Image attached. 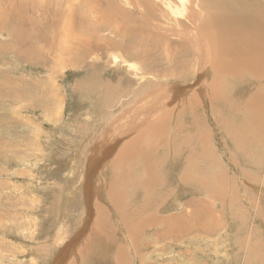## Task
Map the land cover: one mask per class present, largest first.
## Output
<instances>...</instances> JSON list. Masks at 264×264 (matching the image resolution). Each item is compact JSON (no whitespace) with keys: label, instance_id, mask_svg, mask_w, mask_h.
<instances>
[{"label":"rangeland","instance_id":"rangeland-1","mask_svg":"<svg viewBox=\"0 0 264 264\" xmlns=\"http://www.w3.org/2000/svg\"><path fill=\"white\" fill-rule=\"evenodd\" d=\"M11 1L5 0L0 7ZM152 2L158 10L156 18L148 22V35L140 39V32L123 36L124 50L133 42L131 47L144 46L148 49L144 55L153 56L145 76L140 63L123 61L128 59L126 53L104 43L115 44L117 35L105 20L92 15L88 21L98 25L99 37L85 45L82 40L89 41L90 34L76 33L79 40L67 45L69 59L62 52L64 17L56 7L48 9L53 23L40 21L31 27L34 22H26L17 27L4 21L9 27L0 22V44L10 45L0 50V264H264V123L253 125L260 132L257 137H249V125H242L240 138L235 128L244 111L239 106L225 103L219 107L224 111L213 117L206 86L212 73L208 69L210 46L197 25L201 14L197 7L185 10L176 0ZM167 2L175 9L169 11L164 5ZM221 4H207L204 13L209 16L207 7ZM159 11L166 16L159 17ZM40 18V14L33 15L36 21ZM22 28H30L29 42L43 56L42 50L49 47L43 63L29 58L28 45L17 42ZM167 28L173 34L172 46L181 41L194 56L192 64L193 58L185 53L191 62L185 77L180 72L172 75L164 58L156 55L161 49L151 37L160 35L153 32ZM42 32L49 43L44 42ZM39 33L43 40L37 42ZM74 56L79 58L72 60ZM93 63L99 65L97 71L92 70ZM109 85L114 88L108 89ZM242 87L238 93L231 91V97L238 100L242 94L246 99L254 88ZM150 94L152 98L147 97ZM259 103L261 99L258 107L264 109ZM175 112L179 113L177 120ZM164 113L171 122L160 134L166 135L169 145L158 148L152 146L156 142L151 137L138 136L153 123H161ZM128 126L135 131L128 133ZM131 140L140 162L147 159L150 145L155 153L152 166L159 165L153 172L160 186L145 199L151 200L149 204L136 208L143 199L127 178L123 212L129 213L123 215L108 194H114L112 163L123 157L122 149ZM99 145L110 148L107 159H98ZM93 159L99 162L97 170L92 167L87 176L84 171L79 176V165ZM147 160L152 162L149 155ZM129 169L127 177H132L138 167ZM192 170L207 180V186L182 179L186 172L194 176ZM76 178L85 185L82 198L75 196L80 185ZM145 212L157 213L162 219L157 221L159 225L146 224L142 219ZM121 216L128 217L129 223ZM171 216L182 218L173 224L174 231L165 220ZM99 217L104 219L101 227L96 225ZM138 222L143 224L139 235H130ZM100 228L102 237L96 233Z\"/></svg>","mask_w":264,"mask_h":264},{"label":"bare ground","instance_id":"bare-ground-1","mask_svg":"<svg viewBox=\"0 0 264 264\" xmlns=\"http://www.w3.org/2000/svg\"><path fill=\"white\" fill-rule=\"evenodd\" d=\"M4 1L5 0H0V6L3 5ZM119 1L122 3V6H120ZM176 2L181 7H184V9L185 8L187 9V7L189 6L192 10H194L197 7L198 12L202 16V18L199 20L200 22L197 25L202 29L203 33L205 34L203 39L205 40L206 43H208V44L206 43L205 44L210 46V53L208 57L211 58L210 59L211 61H210V66L208 67V69L212 70V73H211L210 83H207L206 86L210 88V91H209L210 96L208 98V104L211 109V113L213 117L214 115L216 116L218 113L221 114L224 111V109H220L219 107L220 106L222 107L225 103L228 106L230 105L239 106L240 112L244 111L243 112L244 114L242 118L238 121V126L235 128V132L240 134V138H241L242 125H245V126L249 125V137L260 136L259 130H257L254 126L259 127L262 123H264V121H262V115L264 114V109H261L262 107L261 108L258 107L259 106L258 101L260 99H261V104L260 103L259 104L260 106L264 107V98H263L264 94L262 93V90H264L263 89V86H264V0H176ZM215 3H222V4L218 7H207V9H211L208 12L209 16H207L204 13L207 4H215ZM164 5L169 11H172L175 9V7L172 6L171 3L169 2L165 3ZM128 6H129V10L126 9V7ZM43 7H44V10H42ZM55 7L58 9L57 12L62 14V16L64 17L63 23H64L65 29L63 30L64 31L63 33L65 36H64L63 42L65 43L63 44L62 52L63 54H65V57L68 56V58L66 59H69V55L66 53L67 45L71 44V41L74 42V40H79L77 38L76 33H78L81 36H83V34H90L89 41L84 40V39L82 40L85 45H88L89 43L92 44L91 42H94L95 39L99 37L98 36V25L96 23H91L88 21V15H92L93 19L105 20L106 24L111 26L112 30L114 31V34L117 35V42L115 44H110L109 42H104V43H108L110 48L118 50L120 51V53L124 55L126 53L128 59H124L123 61L126 62L127 60H129V61H136L140 63L139 70L142 76L149 74L151 70V63H149L148 61H150L153 58V56L144 55L145 53L144 51H148V49L144 46H140V48L131 47V44L133 42H130L129 47L124 50L123 36H130L132 35V33L140 32V36H139V39H140L148 35V29H147L149 27L148 22L156 18L155 15L157 13L156 11L158 10L157 6L152 2V0H81V1L80 0H13L9 2L5 6V8L0 7V22L2 24H7L9 27H12L10 24L19 27L21 25H24L26 22H30V23L34 22L31 25V27L37 26L38 22L40 21H46L47 23H53V20L49 17V14L52 13V11H48V9H54ZM159 13H160L159 17L166 16V14L164 15L162 11H159ZM34 14H40L41 18L36 21L35 19H33ZM76 15H78V17ZM80 16H82V18ZM4 21L10 22V24L7 22L4 23ZM180 24L182 23L180 22ZM23 28H22V33L16 36V38H18L17 42L19 44L25 45L24 43H26L28 45L30 54H31L30 56H28L29 58L43 63V61H45L48 58L49 47L47 46L46 48L47 50L46 49L42 50V52L45 54L43 56L41 51L36 50L37 46H34L32 42H29L31 38L29 36L30 28L28 29H23ZM77 29L79 32L77 31ZM154 30H157V29H154ZM163 30L164 31L162 33L155 32V31L153 32L154 34H159L161 37L160 36L151 37V41L154 43V45L158 47L159 49H161L160 53L156 55L162 56L164 58V64H166V68L168 70L173 71L172 75L173 74L178 75V72H180L181 77L182 76L185 77L184 74H187V70L185 69H187V64H189L190 62L189 59L185 56V53L187 56L190 55L191 57L190 59H192L194 56L191 52H189L190 49L188 50V47L185 44H183L181 41H177V43L174 44L175 46H172L173 45V41H172L173 38L171 37L173 35L172 32L168 28L163 29ZM40 35L41 33L36 35L37 42H40V40H43L42 38L44 37V40H45L44 42L49 43V41L46 38L45 32L44 33L42 32V38ZM22 39H24V42L22 41ZM42 45L43 44L39 46H42ZM48 45L54 46V47L56 46L53 43H50ZM5 46H10V45L5 44ZM5 46H2L0 44V50L3 49V47L5 48ZM105 47H106V50H108L107 44ZM11 48H13V46ZM76 48L79 49L80 46L78 45L76 46ZM34 55L36 56V58ZM78 58H79L78 56H74L72 60H77ZM113 58L116 59L115 57ZM146 58H148L149 60H147ZM200 59L201 58H199V60ZM192 60H191L192 64H195L194 58ZM90 66L93 71H97L96 69L97 67L98 69L100 68L99 65H96L94 63L91 64ZM123 66H124L123 67L124 69L128 67L125 64ZM189 69L190 68H188V70ZM184 70L186 72L182 73ZM207 80L209 81L208 77H207ZM245 85L248 88L254 87L252 88L253 89L252 92L248 93L246 99L244 95L242 94L240 95L238 99L239 101L236 98L231 97L233 96V93L230 94L231 91L232 92L237 91L238 93V90H242L243 88L242 86H245ZM112 87H113L112 85H109L108 89H111ZM146 95H149V94H146ZM150 95L151 96H147V97L152 98L153 94H150ZM146 99L144 100V102H146ZM158 102H160V100ZM163 105L165 104L162 103V106ZM226 108H229V107H226ZM186 110L181 111L182 114H184ZM196 110H198V108ZM165 114L166 113L163 114L164 118L161 123L158 121L155 124L153 123L152 125L149 126V128L145 130V132L139 133L138 137H140L142 134H145L153 139L152 143L156 142V144L158 141L161 140L159 145H156L154 143L152 144V146H157L158 148H160V146H162V148L166 146L167 148L169 144L167 140L165 139L166 135L164 136L160 134V132L164 133V131H166L164 130L165 129L164 127H166L165 125L167 124L168 121H170V118H169L170 116L165 115ZM176 114H179V113L175 112V119H176ZM149 124H151V122H149ZM128 128H130V126H128ZM245 129H248V128H245ZM126 130H127V126L124 131ZM133 131H135L134 127L130 128L128 130V133L131 134ZM170 139L174 140V138H170ZM241 142L244 143L243 140ZM131 143H132V140L129 142L128 146L122 149L121 153L123 157L120 156L117 159V161L115 160L113 162L115 164L112 163V168H113L112 178L110 177L112 184L110 185H113L112 188L114 189V194H111V193L108 194L109 196L108 199L109 198L111 199L113 205H115L118 210L122 211L123 215L129 213L126 210L124 211L125 213L123 212L124 210L123 207H125L123 206V202L125 201V198L127 197V191L129 189V187H127V182H126V180H128L127 178L131 180L128 182V184L134 186L137 193L139 194V197L143 199L140 204H135L136 208H140V207L143 208L144 204H149L151 200H145V199H148L147 196L150 195L149 193L151 191L152 192L155 191L156 188L160 186L159 181L158 179H156V176L153 172V170L155 168H158L159 165L157 164V167L154 165L152 166L153 155L155 153L151 151L150 145L147 148V151L150 152V153H147V159L149 155L150 158L152 159V162H149V160L145 158H143V160L141 159L142 162H140L138 153H136L133 149L135 145H131ZM126 144L127 142L124 143V145ZM100 146L101 145L97 147L99 151L98 150L96 151L101 153L98 156V159L102 158L101 160H103V158H106L107 154L109 153L110 148L103 147L104 148L103 149ZM243 147H244L243 145L239 146V148H243ZM171 150L174 151V146ZM128 152L129 154L128 156H126V153ZM154 159L156 160L158 159L159 162H161V159L156 156H154ZM143 161H146L145 165L143 164ZM96 163H99V162L96 161L95 159H93L92 161L88 160L86 165L83 161L80 164L81 166L79 165L78 175L80 176L81 172L84 171L83 175L87 176L90 173L92 167L93 168L95 167V171H96L97 170ZM143 165L144 167H142ZM130 167H138V169L132 177H127L129 174L128 171H130L129 169ZM118 169L120 170L118 172L120 174H118L117 175L118 178H116V172ZM192 172L194 173V176L189 175L188 172H186V175L182 176V179H184L187 182H190L191 184L194 183V180H198L199 182H201V184L206 185L207 180L205 181L204 179L199 178L198 176H195L196 175L195 170H192ZM84 178L86 177H83L82 180ZM75 180L77 183H80V185L76 188L77 193L75 196L82 198V195H81L82 187L85 188V185H82L81 181L79 182L78 178H76ZM73 193L75 194V191ZM152 205H156V204L153 202ZM94 208L97 210V214L100 215L101 211L98 208H96L95 203H94ZM151 208H153L154 210L156 207H151ZM145 210L146 208L143 209V211ZM190 213L193 216L191 210H190ZM141 214H143V212ZM100 217L97 219L98 223H96V225L99 224L97 225L99 227L102 226L103 221H104V219L101 220ZM121 218L125 221L124 223H129L128 217L121 216ZM169 218L170 220L168 219H165V220H167L168 223L171 224L170 230L174 231L172 230L173 227H175V225L173 226V224L178 220L179 221L182 220V218H180L179 216L177 218H174L173 216ZM195 218L199 219L200 217H195ZM142 219L148 225H151V223H153L152 224L153 226H158L159 223H157V221L159 219L162 220L161 217L158 218L157 213L150 214L148 212H145V214L142 216ZM137 225L138 226L133 225L129 233L130 235H135V234L139 235L138 232L141 230V228L139 227H141L143 224L139 223ZM99 230L100 232H96V233L99 236L101 235L102 237L104 235V232L101 230V228Z\"/></svg>","mask_w":264,"mask_h":264}]
</instances>
